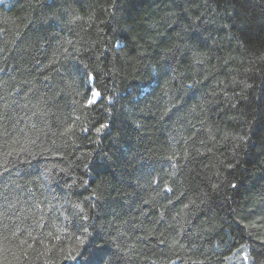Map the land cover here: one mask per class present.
<instances>
[{
	"label": "trees",
	"instance_id": "16d2710c",
	"mask_svg": "<svg viewBox=\"0 0 264 264\" xmlns=\"http://www.w3.org/2000/svg\"><path fill=\"white\" fill-rule=\"evenodd\" d=\"M68 251L264 264V0H0V261Z\"/></svg>",
	"mask_w": 264,
	"mask_h": 264
},
{
	"label": "snow or ice",
	"instance_id": "6c2138e0",
	"mask_svg": "<svg viewBox=\"0 0 264 264\" xmlns=\"http://www.w3.org/2000/svg\"><path fill=\"white\" fill-rule=\"evenodd\" d=\"M94 78L95 77H91V79H94ZM189 87H191V86H189ZM147 88H151V85H148ZM147 88L145 89L146 91H147ZM89 91L91 93V96H90V98H86L84 100V102L80 105L81 108H90L92 105L98 103V101L101 98V92L100 91H98V90H92V89H90ZM107 99L109 101H111L112 98L111 97H107ZM76 103H79V102L77 101ZM74 127H75V122L73 124H71V125H68L64 129V134H66V135L69 134V133L74 134V131H73ZM108 128H110V125L103 124L100 127L95 128V131L97 133H100L102 129H108ZM80 131L82 133H87L89 131V129L86 126L81 125L80 126ZM232 187L235 188L236 185L233 184ZM168 191H171V189H168ZM74 207L80 209L81 218L83 220L87 221L89 219V217L87 215H83V207H82V205H74ZM79 227L81 228V233L78 236H74V239H75L74 248H78L79 246L84 245L85 242H86V240H87V237L90 235V233L88 232V227L87 226L80 225ZM5 239H7V238L5 237ZM161 242H163V241H161ZM24 243L27 244V241H24ZM61 251H63V249H61ZM63 259L64 260L76 261L77 264H80V261H82V257H80V254H79L78 251H68L64 255ZM245 259L246 260L248 259L247 255H245ZM0 264H3V262L0 261ZM53 264H55V262H53Z\"/></svg>",
	"mask_w": 264,
	"mask_h": 264
}]
</instances>
